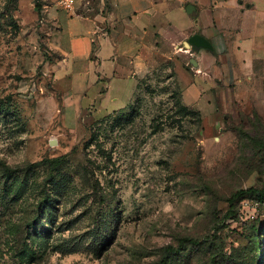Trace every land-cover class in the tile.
Instances as JSON below:
<instances>
[{"label": "rangeland", "instance_id": "rangeland-1", "mask_svg": "<svg viewBox=\"0 0 264 264\" xmlns=\"http://www.w3.org/2000/svg\"><path fill=\"white\" fill-rule=\"evenodd\" d=\"M41 2L0 0V264H264V201L225 214L264 188V114L178 119L165 62L122 108H80L54 90Z\"/></svg>", "mask_w": 264, "mask_h": 264}, {"label": "crops", "instance_id": "crops-1", "mask_svg": "<svg viewBox=\"0 0 264 264\" xmlns=\"http://www.w3.org/2000/svg\"><path fill=\"white\" fill-rule=\"evenodd\" d=\"M42 10L58 26L54 90L80 108H122L165 62L203 120L264 114V0H75L71 10ZM193 34L210 46L190 43Z\"/></svg>", "mask_w": 264, "mask_h": 264}, {"label": "trees", "instance_id": "trees-1", "mask_svg": "<svg viewBox=\"0 0 264 264\" xmlns=\"http://www.w3.org/2000/svg\"><path fill=\"white\" fill-rule=\"evenodd\" d=\"M175 104L177 105V112L179 114L178 119L186 116L187 114L194 113L195 111L199 112L198 110L192 109L188 105L182 103L180 99L176 100ZM178 121H181V120H178ZM95 138H96V135H94V133H91L89 140H94ZM88 142L89 141L86 142L87 145H88ZM261 147L264 150V143L261 144ZM261 153H264V151H262ZM2 172L5 174V177H10V178L13 177L15 174L14 169L11 167H8L7 165L3 167ZM247 193H253L257 196L258 200L264 201V188H257V187H253V186H250L247 188H239L236 191H234V193L229 197L230 207L228 208V210L225 214L226 215L232 214V212H233V210H232L233 201L237 198V196H241V195H244ZM46 196L48 197L49 195L47 194ZM194 241L195 240H193V239H189L190 243L194 244ZM185 246L186 245L184 243V239H182L177 247L168 246L167 251L171 250V251L179 252ZM259 256L261 257L262 253H260Z\"/></svg>", "mask_w": 264, "mask_h": 264}, {"label": "built area", "instance_id": "built-area-1", "mask_svg": "<svg viewBox=\"0 0 264 264\" xmlns=\"http://www.w3.org/2000/svg\"><path fill=\"white\" fill-rule=\"evenodd\" d=\"M42 9H45L48 5H55L64 10H71L74 6L75 0H43L41 2Z\"/></svg>", "mask_w": 264, "mask_h": 264}, {"label": "water", "instance_id": "water-1", "mask_svg": "<svg viewBox=\"0 0 264 264\" xmlns=\"http://www.w3.org/2000/svg\"><path fill=\"white\" fill-rule=\"evenodd\" d=\"M188 41L194 45H204V46H210L208 45L207 41H205V39L203 37H201L198 34H193L188 38ZM55 143V139L51 138L49 139V144H54Z\"/></svg>", "mask_w": 264, "mask_h": 264}]
</instances>
